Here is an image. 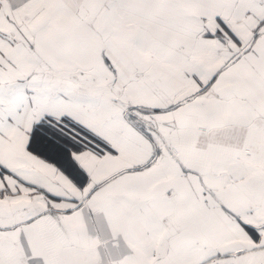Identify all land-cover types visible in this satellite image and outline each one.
Returning <instances> with one entry per match:
<instances>
[{
    "label": "snow or ice",
    "instance_id": "obj_1",
    "mask_svg": "<svg viewBox=\"0 0 264 264\" xmlns=\"http://www.w3.org/2000/svg\"><path fill=\"white\" fill-rule=\"evenodd\" d=\"M0 264H264V0H0Z\"/></svg>",
    "mask_w": 264,
    "mask_h": 264
}]
</instances>
